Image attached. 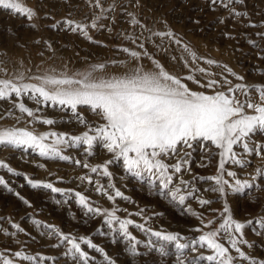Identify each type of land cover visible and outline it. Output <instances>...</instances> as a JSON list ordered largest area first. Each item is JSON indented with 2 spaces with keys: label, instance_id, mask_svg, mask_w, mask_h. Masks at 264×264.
<instances>
[{
  "label": "rangeland",
  "instance_id": "1",
  "mask_svg": "<svg viewBox=\"0 0 264 264\" xmlns=\"http://www.w3.org/2000/svg\"><path fill=\"white\" fill-rule=\"evenodd\" d=\"M16 2L35 15L29 19L0 8V80L39 84L33 77L72 76L101 63L105 69L97 70L94 76L107 79L137 65L155 71V60L192 90L233 95L229 87L250 85L249 96L259 102L254 88L264 86V0H99V6L96 0ZM76 24L82 25L83 31H72ZM124 48L140 52V60L131 58ZM208 60L216 63L208 64ZM187 76L193 80H187ZM212 79L218 81L214 88L201 87ZM235 95L245 100L243 94ZM40 99L41 103H36L31 92L0 99V130L24 129L37 136L56 133L44 143L51 145L63 136L71 146L57 147L60 155L69 159L41 156L39 149L27 145H0V162L13 170L0 167V177L5 180L0 185V264L5 257L12 264H82L77 253L69 252L71 246L62 241L63 236L80 243L81 250L88 253V264H108L109 260L112 264H178V257L185 264H213L206 259L213 254L206 246L197 244L195 251L191 247L178 250L176 242L160 240L152 232L178 234L180 243L191 244L200 235L219 228L227 215L223 214L225 204L233 219L245 224L242 235H233L249 260L239 257L222 238L223 233L218 237L229 247V254L235 258L233 264H264V175L260 174L264 173V155L246 153L241 145H235L233 150L243 166L231 161L225 164L223 178L228 184L224 192H219L213 190L218 187L215 181L207 178L219 174L222 150L208 141H193L191 147L178 145V154L162 157L172 175L171 183L164 186V177L155 170H141L138 176L125 167L123 158H116L101 143H94L91 154L85 151L87 145L72 144L70 137L86 131L94 135L90 129L103 122L88 106L76 110L84 120L81 123L67 106ZM19 103L34 115L20 112ZM247 113L253 114L251 109ZM47 119L53 123H44ZM256 143H264V136H254L249 146ZM177 162L181 163L179 173L171 167ZM104 165L108 176L103 175ZM96 166L101 167L93 173L91 168ZM227 171L236 176H227ZM237 179L252 187L233 191ZM29 181L38 186L33 187ZM117 190L122 196H115ZM77 193L85 197L88 207L101 211L89 212ZM181 195L185 197L183 203ZM200 199L211 203L201 205ZM112 212L116 219L107 214ZM124 220L132 221L127 225L128 235L120 228L119 221ZM209 220L212 224L205 227ZM81 238L90 240L96 248L88 247ZM16 252L23 255L17 257ZM23 256L35 259L25 260Z\"/></svg>",
  "mask_w": 264,
  "mask_h": 264
},
{
  "label": "snow or ice",
  "instance_id": "2",
  "mask_svg": "<svg viewBox=\"0 0 264 264\" xmlns=\"http://www.w3.org/2000/svg\"><path fill=\"white\" fill-rule=\"evenodd\" d=\"M96 3L99 6V0H96ZM0 8L24 14L29 19L35 15L31 9L24 7L16 0H0ZM66 23L72 25L73 21H66ZM92 26L95 27V23ZM77 29L83 31V26L76 24L72 31ZM84 34L87 36L86 32ZM157 35L165 34L157 33ZM167 35H171V33ZM140 47L143 48V44ZM122 50L134 60L139 61L141 58L142 54L138 51H130L128 48ZM143 55L147 56L148 53L144 52ZM192 55L194 57L195 53ZM149 58L151 59V57ZM153 63L155 71H146L142 66L137 65L123 75L107 79L94 76L97 70L105 69L103 63L91 65L89 70L77 72L72 76L61 74L62 78L53 75L33 77L39 81V84H17L11 80L3 79L0 80V99H5L13 93L16 97H20L22 94L31 92L32 99L38 104L41 103L40 98H43L44 102L51 101L53 104L67 106L77 115V119L81 123H84V120L76 113V110L78 106H88L103 122L98 127L90 129L94 131V135H89L86 131L82 136L70 137L72 144L87 145L85 151L91 154L94 143H101L102 147L108 152L114 153L116 158H123V163L130 172H135L139 176L141 170L149 173L155 170L160 177H164L162 180L164 186L171 183L172 175L168 174L170 166L163 162L162 157L178 154V145L191 147L193 141H208L222 151L219 153V174L207 179L214 180L218 185L213 189L214 191L224 192V185L228 184V181L223 178L225 164L231 161L243 166L242 161L237 158V153L233 150L235 145H241L246 153L255 152L258 156L264 155V143L249 146V142L254 136H264V86H255L254 88V91L259 93L258 103L249 96V89L253 87L250 85L237 84L235 87H229L228 92L233 95H228L224 91L205 94L190 89L186 83L170 74L158 61L154 60ZM207 63L216 62L208 60ZM225 69L235 75L227 66ZM200 71L203 72L204 69H200ZM19 79H23V74ZM186 79L191 81L193 77L187 76ZM237 79L242 80L243 78L237 77ZM224 82L230 84L227 80ZM195 83H199V81H195ZM217 83L218 81L212 79L201 87L214 88ZM236 93L243 94L245 100H240L235 95ZM17 106L20 112L27 113L28 116L34 115L33 111L25 107L23 103H19ZM248 109H251L253 114H248ZM43 122L50 125L53 120L47 119ZM49 135L57 136L56 133L37 136L24 129L0 130V145L16 147L27 145L30 148L39 149L41 156H59L62 160L69 159L67 156L60 155V149L57 147L61 144L69 145V140L59 136L53 144H45L44 141ZM0 167L7 169L8 172L13 171L4 162H0ZM84 167L89 166L85 164ZM98 167L101 166L92 167L91 171L97 172ZM171 167L176 173L181 171L180 162L171 165ZM260 174L264 175V173ZM103 175H110L107 165L103 166ZM227 176L235 177L236 173L227 171ZM29 183L33 187L38 186L32 181ZM4 184L5 180L0 177V185ZM44 186L52 188L51 184ZM251 187L249 182H241L237 179L233 191L243 192L244 189ZM53 191H58V189H53ZM77 196L80 203L88 207L85 197L79 193ZM115 196H122V193L117 190ZM108 198L114 199L111 195ZM173 198H175V193ZM179 200L183 203L185 197L181 195ZM199 203L206 205L211 202L200 199ZM88 211L99 213L101 210L88 207ZM107 214L112 219H116L114 212ZM223 214L227 215L218 229L200 235L199 239L192 241L191 244L180 243L178 234H163L156 231L152 232V235L163 241L176 242L175 247L178 250L191 247L195 251L197 244L201 247L206 246L213 252L206 257L207 261L213 262V264H233L235 258L229 254V247L218 240V237H221L223 233L222 238L227 239L239 257L249 260V257L237 246L238 239L233 235V233L242 235L245 224L233 219L227 204L223 208ZM261 222L264 223V218ZM119 223L121 230L128 235L127 225L132 221L124 220ZM248 223H252V221L249 220ZM211 224L212 221L209 220L205 227ZM16 227L19 228V226ZM137 227L143 229L144 226L137 225ZM19 230L23 231V229ZM130 238L135 240L134 237ZM81 239L88 247L96 248L90 240ZM62 241H66L71 246L69 252L78 254V259L82 261V264H88V253L81 250V245L75 238L63 236ZM240 242L245 241L241 240ZM97 250L99 251V249ZM161 250L163 251V249ZM132 251L135 252V246ZM15 255L20 257L23 254L16 252ZM23 259L34 260L35 257L23 256ZM3 264H12V261L5 257ZM108 264H112V261L109 260ZM178 264H185L184 259L178 257ZM251 264H255V261H252Z\"/></svg>",
  "mask_w": 264,
  "mask_h": 264
},
{
  "label": "bare ground",
  "instance_id": "3",
  "mask_svg": "<svg viewBox=\"0 0 264 264\" xmlns=\"http://www.w3.org/2000/svg\"><path fill=\"white\" fill-rule=\"evenodd\" d=\"M141 193V192H140ZM139 196V195H138ZM127 258V257H126Z\"/></svg>",
  "mask_w": 264,
  "mask_h": 264
}]
</instances>
